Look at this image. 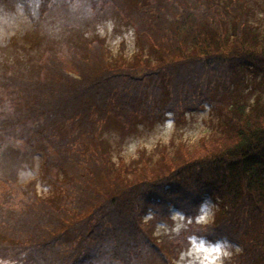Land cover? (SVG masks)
I'll use <instances>...</instances> for the list:
<instances>
[{
    "label": "trees",
    "instance_id": "16d2710c",
    "mask_svg": "<svg viewBox=\"0 0 264 264\" xmlns=\"http://www.w3.org/2000/svg\"><path fill=\"white\" fill-rule=\"evenodd\" d=\"M87 1L91 8L97 4ZM110 1L133 22L137 62L106 56L100 41L83 49L68 43L63 57L41 59V73L24 78L9 72L0 81L1 105L15 108L12 123L28 122L25 139L33 135L48 146V163L63 172L51 195L15 202L13 195L0 205V259L130 264L147 240L137 236L151 222L142 215L151 210L167 216L169 206L193 214L211 195L218 202L213 219L193 232L237 245L232 264H264V96L248 102L242 92L248 78L264 93V27L250 23L244 0H156L154 8L149 0H134L131 8ZM141 43L154 59L143 54ZM232 79L239 86L231 87ZM109 102L121 114L138 109L175 117L206 102L219 118L194 150L178 141L172 144L177 154L159 149L157 167L145 164L150 154L116 166L96 143ZM5 123L0 117V127Z\"/></svg>",
    "mask_w": 264,
    "mask_h": 264
},
{
    "label": "rangeland",
    "instance_id": "374dc122",
    "mask_svg": "<svg viewBox=\"0 0 264 264\" xmlns=\"http://www.w3.org/2000/svg\"><path fill=\"white\" fill-rule=\"evenodd\" d=\"M41 1L0 0V66L4 68L1 70L0 67V81L4 76H8L6 74L9 72L24 78L35 76L41 70V59L52 53L63 57L65 45L68 43L83 49L90 43V46L93 44L97 46L100 41L105 46L106 56L120 55L126 62H137L133 54L139 47L140 41L137 40L133 22L115 2L97 0L96 6L91 8L87 0H49L44 8H41ZM118 1L126 8H131L134 3V0ZM145 1L147 0H143ZM149 1L154 8L157 1ZM217 1L225 5L230 0ZM243 4L245 7L242 11L249 13L250 23L264 27V0H244ZM228 16L232 17L230 14ZM109 21L113 24L111 32L106 27ZM100 28L104 29L103 36L98 32ZM229 28H231L230 24ZM130 31L131 49L127 39ZM118 38L119 43L115 44ZM141 45L144 55L152 59L156 57L154 53L149 52L146 45L142 43ZM65 63L70 65L69 61ZM232 71L234 74L239 72L238 68H232ZM255 81L251 83L247 78L242 86V92L246 94L248 102H253L257 94L264 96L263 90L260 85H255ZM235 86H239V81L232 79L231 87L235 88ZM1 89L0 95L2 91L4 92V89ZM117 105L115 102H109L107 112L99 118L100 131L96 134V143H101V151H107L116 166L120 161L128 164L132 159L150 154L152 160L146 161L145 164L150 168L157 167L160 165V163L155 164L158 155L160 158L158 151L166 147L172 155L177 154L172 144L178 141L188 142L190 149L194 150L197 147L194 144L196 140L200 135L211 131L219 118L206 102L200 108L183 110L180 112V117L179 115L175 117L172 113L151 116L144 112L145 110L138 109H128L121 114L116 108ZM14 114L15 108L12 105L6 107L5 103L2 105L0 103V117L8 121L5 123L8 126L0 127V205L6 204L13 195L14 202L31 194L49 196L52 194L54 180L59 179L63 174L57 166L48 163L47 156L51 153L50 150L48 151V146L36 140L32 133L31 139H25L26 136L23 135L29 130L28 122L13 124ZM33 120L34 118L31 119ZM168 124H171L170 129L166 128ZM9 127L15 130L14 134L7 131ZM21 131L22 138L18 137ZM170 140L173 142L171 143ZM96 143L90 140V144ZM137 162L134 166L141 167L142 162L140 164ZM130 179L136 180V178ZM205 200L211 202L213 215L218 202L211 195H204L193 214L185 215L181 210L169 206L167 216H156L151 210L142 215V221L145 223L151 215L149 219L151 222L149 221L137 236L141 240L140 237L147 235V240L142 238V242L138 241L142 247L140 256L134 258L130 264H179L180 254L188 247L187 238L191 235L204 238L211 243L226 240L232 246V255L225 264H232V258L238 249L237 245L223 237L210 240L193 232L196 226L204 225L196 223L195 218L200 214V205ZM176 212L181 213L186 221V226L178 234L172 231L174 222L171 217ZM148 240L156 248L151 242L148 243ZM165 249L170 252L166 251L168 256L162 258L161 253ZM99 260L94 259L92 263L87 264H102L104 261L101 258ZM14 263L0 259V264Z\"/></svg>",
    "mask_w": 264,
    "mask_h": 264
},
{
    "label": "clouds",
    "instance_id": "9594fccd",
    "mask_svg": "<svg viewBox=\"0 0 264 264\" xmlns=\"http://www.w3.org/2000/svg\"><path fill=\"white\" fill-rule=\"evenodd\" d=\"M106 27L111 32L113 24L111 21L107 22ZM101 36L104 35V29H98ZM129 41V49L132 48V33L131 31L127 37ZM119 43V38L115 44ZM170 129L171 124L166 125ZM213 206L210 201L205 200L201 205L200 214L195 218L198 224H209L213 219L212 215ZM151 219V215L148 217ZM171 219L174 222V233H179L181 229L186 226L185 217L176 212L172 215ZM188 247L180 254L179 264H225V261L232 255V246L226 240L216 241L215 243L208 242L204 238L191 235L187 238ZM239 251V249H236Z\"/></svg>",
    "mask_w": 264,
    "mask_h": 264
}]
</instances>
